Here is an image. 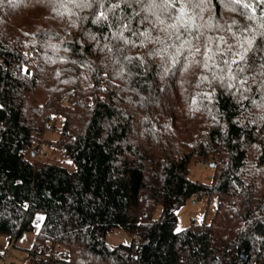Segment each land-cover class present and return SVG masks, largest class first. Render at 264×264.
<instances>
[{
	"label": "trees",
	"instance_id": "obj_1",
	"mask_svg": "<svg viewBox=\"0 0 264 264\" xmlns=\"http://www.w3.org/2000/svg\"><path fill=\"white\" fill-rule=\"evenodd\" d=\"M95 12L85 0L0 5V233L17 247L34 232L25 264H264V40L247 54L241 95L204 63L213 38L226 52L248 35L238 29L251 21L221 0L199 10L190 43L154 55V39H103ZM144 16L132 27L181 43ZM193 159L213 164L209 183L189 178ZM211 194V220L177 230L176 207ZM116 228L132 240L107 244Z\"/></svg>",
	"mask_w": 264,
	"mask_h": 264
},
{
	"label": "snow or ice",
	"instance_id": "obj_2",
	"mask_svg": "<svg viewBox=\"0 0 264 264\" xmlns=\"http://www.w3.org/2000/svg\"><path fill=\"white\" fill-rule=\"evenodd\" d=\"M5 2L11 3L14 0H0V5ZM85 2L96 6L92 23L106 24L110 30L109 35L102 37L103 39H113L125 44L136 42L130 37H135L141 44L145 40L154 39L164 45L162 48L150 53V55H154L167 51L169 47L179 51L190 43L187 36H195L199 32V25L196 24V21L201 18L199 10L210 4L211 0H136L139 7L127 15L123 13L121 5H129V8H131L130 0H85ZM221 2L225 7L237 11L240 16L251 21L250 24L238 29L239 32L248 33V35L243 37L239 50L233 51L234 46L229 45L226 52L219 51L220 44L224 42L223 37L213 38L216 48L211 49L207 45L205 46L204 63L212 71V80L218 81L228 91L235 89V92H240L243 95L244 92L249 91L248 88L244 87L249 80V76L246 75L250 67L247 54L252 51L254 46H257V34L261 40H264V0H221ZM141 11L145 13V16L138 23L147 21L153 24L154 28L162 25L160 31H166L169 39L174 37L175 41L181 43L169 44L166 41H161L159 37L154 38L152 30H141L139 27L133 28L132 22L135 17L140 15ZM231 27L229 26V29ZM125 33H129V36H126ZM232 35L234 38L240 39L237 32H233ZM90 39L97 40V36L92 35ZM104 47L111 51L107 44ZM208 53H211V55H208ZM217 55L220 57L219 60H216ZM125 59L130 62L132 58L125 57ZM137 59L139 58L137 57ZM170 59L175 63H179L175 55L171 56ZM70 62L76 63L75 61ZM165 71H169V69H165ZM258 74L264 76V63L260 64ZM261 84H264V81H261ZM211 95L212 93H208L206 97L210 99Z\"/></svg>",
	"mask_w": 264,
	"mask_h": 264
},
{
	"label": "rangeland",
	"instance_id": "obj_3",
	"mask_svg": "<svg viewBox=\"0 0 264 264\" xmlns=\"http://www.w3.org/2000/svg\"><path fill=\"white\" fill-rule=\"evenodd\" d=\"M56 132L47 133V137L55 138ZM52 156L62 158L58 153L52 151ZM68 170H74L75 165L71 159L64 157L61 161ZM188 176L204 183H209L213 177V168L208 161L193 159L189 165ZM216 194L209 196L202 195L200 198H190L185 203L176 207L177 225L176 229L180 230L188 226L191 221L195 223L209 222L215 212L217 206ZM160 206L155 211V216H158ZM42 218V215H39ZM38 225V222L36 226ZM34 232H26L17 239L16 246L12 247L8 243L7 236L0 233V264H3V258L6 257L7 262L14 264H25L27 260V248H30L33 243ZM105 242L115 246L120 243H129L132 240L131 234L122 228H116L113 231L106 233Z\"/></svg>",
	"mask_w": 264,
	"mask_h": 264
},
{
	"label": "built area",
	"instance_id": "obj_4",
	"mask_svg": "<svg viewBox=\"0 0 264 264\" xmlns=\"http://www.w3.org/2000/svg\"><path fill=\"white\" fill-rule=\"evenodd\" d=\"M41 106H42V105H41ZM45 126L48 127L47 124H46ZM36 152L39 153V154L42 153V148H41V147L37 148V149H36ZM11 246L14 247L12 244H11ZM53 258H54V259H57L56 256H54ZM6 262H7V260H6V258H4V259H3V264L6 263ZM9 264H14V263L11 262V263H9Z\"/></svg>",
	"mask_w": 264,
	"mask_h": 264
},
{
	"label": "crops",
	"instance_id": "obj_5",
	"mask_svg": "<svg viewBox=\"0 0 264 264\" xmlns=\"http://www.w3.org/2000/svg\"><path fill=\"white\" fill-rule=\"evenodd\" d=\"M10 252V251H9ZM9 252L7 253V255L9 254ZM7 255L5 256V258L7 257ZM4 259V258H3ZM13 263V262H12Z\"/></svg>",
	"mask_w": 264,
	"mask_h": 264
},
{
	"label": "water",
	"instance_id": "obj_6",
	"mask_svg": "<svg viewBox=\"0 0 264 264\" xmlns=\"http://www.w3.org/2000/svg\"><path fill=\"white\" fill-rule=\"evenodd\" d=\"M213 164H211V166H212Z\"/></svg>",
	"mask_w": 264,
	"mask_h": 264
}]
</instances>
